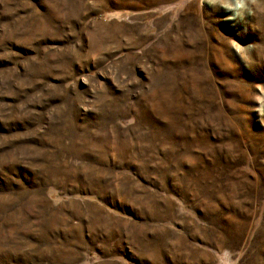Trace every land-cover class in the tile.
Returning <instances> with one entry per match:
<instances>
[{"label": "rangeland", "instance_id": "1", "mask_svg": "<svg viewBox=\"0 0 264 264\" xmlns=\"http://www.w3.org/2000/svg\"><path fill=\"white\" fill-rule=\"evenodd\" d=\"M0 264H264V0H0Z\"/></svg>", "mask_w": 264, "mask_h": 264}]
</instances>
